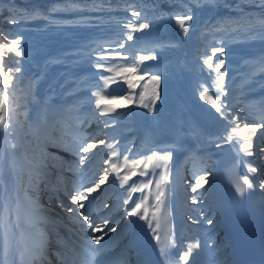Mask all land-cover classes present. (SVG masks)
<instances>
[{
    "label": "snow or ice",
    "instance_id": "snow-or-ice-1",
    "mask_svg": "<svg viewBox=\"0 0 264 264\" xmlns=\"http://www.w3.org/2000/svg\"><path fill=\"white\" fill-rule=\"evenodd\" d=\"M242 2H247V0H237L236 10L240 12L238 17L223 18L214 29L215 32L222 34L218 42L219 46L213 44L210 54L207 48L202 53L203 66H207L210 73L215 72L217 75L212 85L216 90V98L214 99L213 95H209L207 87H203L200 99L210 104L215 109V112L219 114V117L227 121L224 135L216 137V140H222L229 144H233L235 141V144L239 145V152L251 156L253 155V137L256 136L258 128L264 127V100L255 105L259 111L260 123L255 125L243 123L241 125V122L234 114H229V108H234L235 103H226L222 99L228 96V92L225 90L227 87L225 84L226 70L222 71L225 65V60L222 57L225 55L227 43L230 41L251 43L257 40L264 42V12H261L258 16H254L252 13H245L241 6ZM254 2L256 6L264 9V0H254ZM189 4L194 7L220 6L219 0H188V3H185L183 6L184 10L173 16L185 37L190 30L189 22L193 20L194 16L193 8L189 7ZM225 6L229 5L225 4ZM97 11H105L98 0H92L91 4L85 2L84 6H81L80 0H58L57 5L50 9L49 15L59 12L83 14L85 12ZM131 16L135 17V20H129L124 23L123 28L125 31L121 34L122 38L105 41L109 45L110 51L105 50L103 44L97 45L101 50V54L97 58L96 68L113 73L112 76H101L103 87L99 91L92 93L96 97L95 106L96 109L100 110L99 115L94 111H82L83 102L79 99H74L70 103L67 101L68 96L74 97L77 95L84 84L83 81H79L75 88L61 94L62 98L59 103H54L52 96L43 100L38 99L35 95V89L40 80L43 79V75L35 76L28 82L24 92V110L18 111L21 105L16 89L20 83L22 67L20 61H17L15 68H6L5 58L8 54H14L15 57H22L24 55L21 48V38L17 36L8 40V35L10 34L0 32V41H2L0 42V245L3 248V253L0 255V264H9V253L12 251L14 245H18V258H13L11 264H50V261L46 259V238L44 237V233L39 229V224L49 223V219L42 215L38 216V218L26 219L25 223L35 229L41 239H29L26 237L24 230L20 228V199L17 195L15 203H13V197L9 193L4 179L6 174H10L17 184H19V181L23 179L25 174L27 175L28 183L25 188L24 198L30 201L34 213H41L42 206L39 204V193L46 191L49 193V200L53 196H56L59 206L69 214V219L73 224L85 227L86 222V228L91 230V240L95 242V245H100L98 248L84 247L83 245H76L74 241L69 244L67 240H64L58 233H55L57 243L61 246L55 252L58 264H131V248L122 250L117 257L104 259L106 251L104 245H101V241L109 233L116 232V227L110 226L108 217L99 215L101 211L108 209L109 205L105 202L102 208L94 210L91 206L90 197L92 193L96 192L101 188V185H104L108 181L109 176H114V180H119L121 188H125V185H128L125 189L127 197L123 199V205H129V202L132 201L133 193H144L145 189H149L148 195H142L139 198L140 202L133 201L134 207H131L130 211H126V215L129 217L135 216L140 220L146 221L149 228L153 231L156 242L160 244L161 256L170 264L169 249L176 246L175 240L171 235L162 240L160 230L161 221L164 219L163 208L168 188V162L172 157V150L182 146L180 129H176L172 142L162 149L165 153L164 155H159L158 153L161 149H157L147 156L146 161L129 160L128 155H124L121 161L120 152L114 148V145L106 143L105 140H100L98 142L99 145H104L108 149L105 162L109 164V168L93 170L92 168L83 167L90 165L91 161L95 159L97 153L94 150L98 149V143L95 142V136H89L84 132L82 126H86L95 120L98 126L99 124H103L104 128H108L110 127L109 120H101L100 117L110 116L111 113H116L118 107L123 106L122 104L109 106L106 103L109 100V96L105 94L104 90L109 87L110 83L115 82L116 77L122 76L124 73H133L144 61L156 59L155 55H140L138 59H133L132 66L113 62L115 57L111 53L114 52L115 56H120V53L116 49L125 48V41H132L134 33L144 32L152 24L164 19V15L162 14L153 21L142 20V13L136 10L131 12ZM41 17L44 19L48 18L39 9H32L31 11L23 10V14L19 18L16 15H11L7 22L18 24L28 19ZM79 22L87 23L88 21L82 19ZM113 44L116 45V48H111ZM150 50L155 51V49ZM106 52L108 54H105ZM217 53H219V56ZM120 58L125 59L122 56ZM214 58L217 61L215 64L213 63ZM57 62L60 61L55 59L48 61V63ZM244 64L249 71L242 78L241 93H244L252 83H259V86L264 87V81H258V77L264 76V53L245 58ZM124 78L129 89L136 87L132 80H128L126 76ZM150 80L155 82V87L153 88L149 103H143L145 99L143 92L140 93V101L142 107L148 108L151 111L152 105L159 99V91L157 89L159 87L160 75H151ZM117 98L116 96L111 97L112 100H116ZM119 99L122 100L124 98L121 96ZM128 99L131 100V96ZM238 102L239 100L236 101V103ZM28 104L36 105L39 108L34 119L30 117ZM250 106L253 105H246V107ZM20 116H23V119H20ZM209 143H215V141H209ZM25 144H35V148L31 153L21 151ZM49 147L61 148L72 153L77 157L76 163L72 164L64 161L62 157L50 153L48 151ZM216 147H220V144L216 143ZM128 151L131 152V149ZM200 151V148L190 150L194 165L203 160L201 156L197 155ZM261 153L264 154V149H261ZM141 165H143L142 168ZM137 168L140 169L139 175L142 177L159 176V179L155 181V193L151 191L153 183L151 178L139 185L136 182L129 185L128 182L131 178L137 175ZM124 169H128V171L122 176L121 171ZM149 169L151 170L150 172ZM157 169H163V171L157 173ZM248 170L251 173H256L257 171L255 167L251 166H249ZM54 171L57 177L55 184L51 181ZM65 171L73 173L77 178L73 182L71 191L68 190L67 179L63 175ZM98 171L103 172V174L97 179ZM194 179L195 183L191 185V191L196 194L197 190L203 187L205 177L199 175L194 176ZM233 182L236 191L241 196H244L247 189L253 188V183L247 176H239ZM42 183L43 189H41ZM259 187L264 189V183L259 184ZM29 190L35 193V196H30L28 194ZM61 192L71 200L74 207L65 205L62 200H59ZM150 196L154 197V203L149 204ZM191 200L193 204H196L198 196L193 195ZM86 201L88 202L87 205ZM188 219L192 220L193 223L197 222L191 216ZM153 222L155 224L154 227ZM206 222L209 225L213 224L212 219H207ZM51 223L56 224L57 221L53 220ZM96 233H99V235ZM199 247V241L189 243L186 251L179 256L176 264H181V262L189 264L190 255ZM205 247H207V243H205Z\"/></svg>",
    "mask_w": 264,
    "mask_h": 264
},
{
    "label": "rangeland",
    "instance_id": "rangeland-1",
    "mask_svg": "<svg viewBox=\"0 0 264 264\" xmlns=\"http://www.w3.org/2000/svg\"><path fill=\"white\" fill-rule=\"evenodd\" d=\"M32 21L33 20H31V22ZM57 21H60V20H57ZM61 21H62V24H56L53 27L46 26L45 34H48V39L47 38L46 39L49 40L48 43H46L47 45H43V44L39 45V43H34L32 45L33 54H35L36 56L37 54L39 55L40 53V50H37V49H41L42 51L49 53L46 56L47 69L45 71H37L36 76L43 75V79H41L38 86H36L35 95L40 100H43L49 96H52L53 102L59 103L62 98L61 94L66 93L68 90L75 88L76 84L79 81H83L84 84L81 86L77 95L74 97L68 96L67 101L70 103L74 99L81 100L83 102L82 111H86L88 104L91 102L90 101L91 94L95 91H99L102 85L103 80L101 79V76H112L113 75V73H109L103 69L96 68L95 65L97 63V58L101 54V50L97 47V45L103 44L104 49L110 51L109 45L105 43V41L120 39L122 38V36L120 32H117V30L115 29L101 27L96 32L97 33L96 37H91V38L80 41L83 38L80 35L78 37L79 38L78 41L80 42L76 44V42L74 43V38L76 34H78L77 32H82L85 30V24L80 23L79 21L81 20H78V22L75 24L73 20H65V21L61 20ZM112 24L114 23L112 22L108 23L107 26H111V27L114 26ZM29 25H33V22L29 23ZM51 40H55L65 45L64 46L65 52H64L63 57H60L56 54V52H53L54 44L51 43ZM215 41H216V45L219 46V43H218L219 40H215ZM166 43H167L166 45H168L170 41ZM111 48H116V45L115 44L111 45ZM116 51L120 53V56H115L114 52L111 53L115 57V59L113 60L114 63L124 64L125 66H132V63L129 62V60L125 56L130 51H132V49L129 50V48L125 47L123 49H116ZM132 53H134V55H138V57L140 55H145L141 51L139 52L137 50L133 51ZM261 53H264V42H261L259 40L255 42H251V43L230 41L225 46V55L222 57L225 60V65L222 71L226 70L225 84L227 87L225 90L228 92V96L222 99H224L226 103H235V107L230 108V113H231L230 115L234 114L237 119L239 118L238 120L241 122V125H243V123H249L253 125L260 123V119L254 118L251 114V109L249 107H246V105H250V102L249 103L246 102V95L244 94L247 90H249L256 83L250 84L248 86L249 88H247L244 93H241V85H242V78L244 77L245 73L249 71V69L244 64L245 58H248L254 55H259ZM105 54H108V53L106 52ZM121 56L125 57V59H121L120 58ZM50 59H55L60 62L48 63ZM153 61L154 60L144 61L142 66L136 68L135 72L124 73L122 76L116 77L115 82L111 83L110 91H114L113 92L114 94L112 96H116L118 98L123 96V98L125 99H128V97L131 96V100H128L127 102L121 99H118L114 102H107V104H113V105L122 104L123 105L122 107H119V108L124 109V117L126 118V122L122 126V130L120 132H124V130L129 125L128 118L130 117V114H132V110L134 111L133 105L135 104V99H136V95H137L139 88L143 87L144 89H146L147 92L151 91V89L153 91V88L155 87V82L150 80V76L155 75V74H159L160 76H165L164 82L166 86L164 89L166 91L164 89L163 91H165V93H168L169 95L168 99L170 100V103L174 106L176 100L178 101V103L182 102L181 104L179 103L180 106L177 108V111L173 115L174 121L178 125L181 123L179 112L183 113L187 109L191 111L194 115L197 116L196 113H198L199 115V112H197L199 111L197 104L195 105L192 104V103H196L194 99H191L194 97L190 94L188 90H186V86H189L191 91L197 92V90L201 91L202 88L205 87V84L208 83L210 79L214 81V79L207 73V71H205L207 69V66H203V64H198L194 62L193 56H191L190 54H187V52H184L182 56L180 55V56L170 57V59L164 62H157L154 64ZM185 75H189L188 80L186 79ZM48 76H50V78L52 79V82H49V83L47 82ZM125 76L127 77L128 80H132L135 83L136 87L129 89L128 84L126 83L125 78H124ZM141 77L142 79H140ZM206 79L207 81H205ZM257 88H260V89L257 90L256 93L260 92L264 95V87H261L258 85ZM163 95L164 94L162 93V90H161L159 99L157 101V108L161 113H162L161 110L163 109V113L165 114L164 116H166L169 106H168V102L166 101ZM108 96H109V99H111V95H108ZM173 96L175 99H173ZM260 99L264 100V96H260ZM237 100H239L238 103H236ZM159 105L161 106L159 107ZM28 108L30 109V117L34 119L36 112L39 110L38 106L33 105V104H28ZM96 114L99 115V113H96ZM19 118L23 119V116H20ZM100 119L105 120L101 117ZM91 126H95V128L98 129L100 124L98 126L97 122L93 120L90 124L86 125V130H88L89 127ZM82 128L84 129V127ZM100 132L104 134V132L102 131ZM101 133L99 134L101 135ZM258 133L259 134L257 136L259 137L255 136V139H264V127L258 128ZM97 137L98 136H95V142L97 143L100 140H104L105 138L104 135L102 139H97ZM131 141L132 139L128 142L127 147L134 145V143H132ZM142 145L144 144L142 143ZM103 146L104 145H99L98 143V149H96V151L94 150V152L98 153L99 152L98 150L100 148H103ZM253 147L256 149L258 147V142L254 141ZM34 148H35V144H25L24 148L21 151H27L31 153V151ZM259 148L260 150H258V152L256 151V155H257V158L259 159L258 161L263 166L260 170V174H261V181L262 183H264V154L261 153V149H264V145H259ZM52 150H53L52 147L48 148V151L50 153L53 152ZM62 154L63 152H60V154H54V155H59V157H62L63 160H65V157L62 156ZM70 155L72 156L73 159L77 158L72 153H70ZM105 159H106V156L100 160V163L102 165H105L106 163ZM83 167H86V166H83ZM205 167H207V165H205ZM104 169H107V166H105ZM204 171L205 173H203ZM204 171H201L196 176H199L201 173H203L201 174L203 176H205L206 174L208 175L207 170L205 169ZM191 174L192 173L189 174L190 175L189 176L190 179H188L189 184L186 181L188 193H189V197L185 205L186 212H187V220H190L188 219V217L191 216L197 221V223L206 224L207 219H212L214 222L216 217L213 216L210 212H205V210H203L202 207L200 206L201 205L200 197H198V201L196 204L192 203V200H191L192 196L193 195L198 196L199 194H198V190L196 194L192 193L191 191V185L195 183V181H193L195 180L194 177L193 179H191ZM99 176L100 174L97 175V178ZM27 183H28V177L26 174L23 176V179L19 181V184L16 183L17 189L21 191L22 194L25 193V188L27 187ZM41 189H43V183L41 184ZM28 194L30 196H35V193H33L31 190H29ZM94 194L95 192L92 193V195ZM55 198L56 196H53V198L49 200V193L46 191H41L39 193V201L52 205V207L56 210V211H48V210L45 211L44 210L45 212H42L40 215L43 214L42 216H45L44 215L45 213L46 215H49L52 212L53 215L60 214V216H62L60 217L61 219H63V217L67 215L64 209L59 206V203H56V204L53 203V199ZM59 198H61V194H59ZM56 201H58L57 198H56ZM85 203L87 204V201ZM31 210H33V208H31ZM102 212L103 211H101L100 213ZM47 218L49 219V217ZM65 221L67 223L71 222L70 219L68 218H66ZM110 226L112 225L110 224ZM113 226L116 227V232L120 228V225L119 226L113 225ZM50 227L51 228L56 227L57 228L56 232L53 233L52 231H50ZM39 229L40 231L44 233V237H46L50 241L49 244H52L55 246L61 247L60 244L57 243V238H56L55 233H58L60 237H63L64 240H67L68 242L70 239L77 240L76 238H74L73 235H67L63 231L62 228L58 227L56 224L51 223V221H49V223H40ZM76 231H78L81 234L84 231L82 235L91 237V230L86 228V223H85V227H80V229ZM114 233L115 232L109 233V235L105 237L104 240L101 241L102 243L101 245L105 244L103 242L105 240H108ZM191 234H193L192 230L190 232V235ZM47 235H50V238H48ZM206 238L208 239L209 243L212 242L210 241V237L208 235H206ZM112 245H113L112 250H115L119 246V243L112 244ZM220 250L221 249H219V251ZM54 256L55 254L51 257H54ZM46 259L48 261V258ZM55 264H57V261H55Z\"/></svg>",
    "mask_w": 264,
    "mask_h": 264
},
{
    "label": "bare ground",
    "instance_id": "bare-ground-1",
    "mask_svg": "<svg viewBox=\"0 0 264 264\" xmlns=\"http://www.w3.org/2000/svg\"><path fill=\"white\" fill-rule=\"evenodd\" d=\"M208 72H209V70H208ZM205 81H207V79ZM213 83H214V81L212 79H210L208 83H206V84L204 83V84H205V87H207L209 90V95H213V98L215 99L216 98V96H215L216 90L212 86ZM165 86H166V84L164 82L163 77H160L159 87H158L157 91H159V95H160V92L162 90V93L165 95V98L168 99V93H165L166 90L164 89ZM163 89L165 91H163ZM186 90H188L190 92V94L194 97L191 99H194V101L196 103H192V104L193 105L197 104L199 111H197L196 109L195 110L197 112H199V115H198V113H196L197 114V116H196L191 111L186 109L183 113H180L181 123L178 125L174 121L173 115L177 111V108L179 107L180 102L178 103V101L176 100L175 105L173 106L172 104H170V102L168 100L169 109L167 110L166 116H164L165 114L163 113V109L161 110L162 111V113H161L157 108L158 99L152 105L151 111L148 108L141 106L140 93L143 92L145 95V99H144L143 103H149V100L151 98L153 91L151 89V91L147 92L146 89H144L143 87L139 88L137 95H136L135 104L133 105V108H134L133 114H134V118L139 119L143 123L145 129L149 132L150 138H151V142L149 144H153V147L150 148V147H147L146 145H143V146L139 145V148L137 151L139 153L138 157L133 156L131 154L128 155V150H124L123 153L121 154L122 156L128 155L129 160L137 159V160H144V161H146L147 156L151 155L152 152L157 150V149H161V151L158 153L159 155H164L165 153L162 149L166 148L172 142V140L174 139V134L176 132V129L179 128L180 129V137L182 140V146L172 150V157L168 162V164H169L168 187L172 190L173 197H175L178 200V202H179L178 210L182 214L184 213V206L187 203L186 201H187V197H188V188H187L186 182L183 183L181 180H179L176 177V173H175L176 171L175 170H177L178 167L182 166L185 163L186 158L184 157V152L185 151L187 152L191 148V144H198L197 148H199L200 146H203L210 153V155H212V158H213L212 163L206 167L208 175L218 173V169H219L220 170L219 171V178L222 179L221 166L218 167V169H217V168H214L213 165L217 164L218 163L217 161H220L221 157L226 152H229L231 155H235V158L237 157V159H238V166L240 167L241 170L245 171V169L242 168V165L240 163V161H241L240 157L242 156V154L239 153V151L238 152L236 151V149H239V145L235 144V141L233 142V144H229V143H226L222 140H216V137L224 135L225 125L227 124V121L220 118L219 114L215 112V109L212 108V106L210 104H208L205 100L200 99V94H201L202 90L201 91L197 90V92L191 91L189 86H186ZM160 106L161 105H159V107ZM229 114H231L230 108H229ZM103 117L105 120H109L110 126L112 127V130L109 134L112 135L110 139H111V142H113L115 139L122 136V134L116 135V133L122 128V126L126 122V118L124 117V109H121L118 107L116 110V113H111L110 116H103ZM184 119H185V122L183 123L182 120H184ZM101 125H103V124H101ZM85 133L87 135H89V134L96 135L97 134V132L95 130H91V131L88 130V132H85ZM257 134H259L258 130H257L256 135ZM209 141H215V143H209ZM253 141H256L255 137H253ZM216 143H219L220 147H216ZM155 145L158 147H156ZM120 149H121V147L117 146L116 150L119 151ZM258 150H260V148H258L256 151L258 152ZM101 151L102 152L99 153V155H97V157H95V159L93 160L94 162L89 165L90 167H92V166H94L95 168L98 167V160L101 157H104V155H105V153H104L105 149L102 148ZM177 161H179L180 163L178 166L174 167ZM142 167H143V165H141V168ZM101 168L104 169V167H101ZM201 168H203V167H201ZM123 171H128V169H124ZM139 171H140V169L137 168L136 172L138 174L137 178L139 179V184L142 182H146L149 178H151L153 180V183L151 185V191L153 193H155V191H156L155 181L157 179H159V176L156 175V176H144V177H142L139 175ZM150 171L151 170L149 169V172ZM156 171H157V173H160L163 171V169H157ZM98 173H102V172L98 171ZM4 179H5V182L7 184L8 191L13 197V203H15V198L17 195L19 196V199H20V203H21L20 228L24 230L27 238L37 239V240L41 239V237L38 234H36V230L29 227V225L25 223L26 219L37 218L40 215V213L36 214L33 212V210H31L32 205H31L30 201L26 200L24 198L25 195L22 194V192L17 189L16 182L13 180V178L10 174H6ZM204 186L205 185H203V187ZM101 187H103V185H101ZM179 192H180V194L178 195ZM198 194H199L198 197H200V198L202 197L203 200L207 199V197L204 195V191H201ZM261 194L264 197V189H262ZM145 195H148V193L147 194L145 193ZM102 196L103 195H101L100 198H102ZM149 198L151 199L152 202L154 201V197L150 196ZM104 202L111 204L112 199L109 196L105 200H103V198H102V200L99 201L98 203L102 204ZM39 204L42 206V212H45L46 210L56 211L52 207V205H50V204L44 203L42 201H39ZM201 204L203 207H205V205H204L205 203L203 201H201ZM102 205H100V206H102ZM118 207H119V205L116 206V208H118ZM92 208L95 210L97 207L94 204L92 206ZM51 214H52V212H51ZM51 214H50V216H51ZM44 215H46V213ZM99 215L105 216V217H108L109 219H111V217H109V215H105V214H99ZM55 216L57 218L51 217L50 219L52 221L53 220L57 221V224L59 223L61 225V227H63L62 229L65 233L74 235L75 236L74 238H77L78 241L80 242V244L82 243L88 247H96V248L100 247V245H92V244H88L86 242L87 238L90 240L91 237H85V240H83L80 237L82 234H80L78 231H76V230H78V227L76 224L67 223V222L63 221L62 219L59 218V216L57 214H55ZM60 221H62V223H60ZM113 222H114L113 223L114 225H117V222H115V221H113ZM189 224L192 227H199L201 225V224H197V223H193V222H189ZM215 227H216V223L215 224L213 223L212 225H209L205 229L209 230L213 233V232H216L214 230ZM78 233H79V235H77ZM96 234H99V233H96ZM17 235H19V233H17ZM115 235H116L115 237H117L119 239L123 234L122 233H119V234L116 233ZM203 239H204V237H203ZM197 240H200V238H197ZM204 242H206V241H204ZM49 243H50V241L46 238L45 239L46 253H47V255L52 256V254L54 253V251L56 249H55V247H48L47 245ZM103 245L105 247L106 256H107L111 252L113 245L111 243H105ZM220 246H221L220 239L216 238V239H214V241L211 242L210 245H207V248H205V249L207 252H215L216 249L221 248ZM17 248H18V245H14L12 251L9 253V264H11V261L13 260V258H18ZM2 253H3V248H2V245H0V255H2ZM218 253L219 252H216V254H218ZM220 261H221V259H219V262Z\"/></svg>",
    "mask_w": 264,
    "mask_h": 264
},
{
    "label": "trees",
    "instance_id": "trees-1",
    "mask_svg": "<svg viewBox=\"0 0 264 264\" xmlns=\"http://www.w3.org/2000/svg\"><path fill=\"white\" fill-rule=\"evenodd\" d=\"M58 0H0V32L9 33L8 40L14 37L21 38V48L24 52L22 57H15L14 54H8L5 58V66L16 67V62L20 61L22 67L21 79L19 86L17 87V96L24 97V92L27 88L28 82L36 76V71L45 70L46 64L40 60L44 58L43 55L34 56L29 53L26 45L33 44L39 41L43 44L46 43L43 33H45L44 25L58 24L65 18L72 19L77 22L79 19H86L88 25L92 23L102 24L103 27H108L103 24L106 23L108 16L112 17V22H115L117 28H121L123 31L124 23L129 20H135V17L131 16L133 10L140 11L142 13V20L153 21L156 18L164 15L163 21H158L150 26L148 30L144 32H138L133 34L132 41H125L128 46H134L136 38L142 39L143 37L150 35L153 39L152 42H148L145 47H160V38H172L174 46H169L167 53H181L182 50H186L197 60L203 62L202 53L207 48L208 53L211 52V46L213 45V33L214 29L220 24L223 18L238 17L240 12L236 10L237 0H219V7H194L189 4V7L193 8L194 16L190 21V30L185 37L179 26L176 24L173 16L174 14L184 10L183 6L188 3V0H98L102 4L105 11L97 12H85L83 14H71V13H50V9L57 5ZM81 6L85 5V2L91 4L92 0H80ZM225 4L229 6H225ZM241 6L245 13H252L254 16H258L264 9L256 6L254 0H247L242 2ZM32 9H39L41 13L48 16L47 19L36 18L34 25H29L28 20L22 21L18 24L8 23V18L11 15H16L17 18L23 14V10L31 11ZM97 13H100L97 15ZM60 20V21H57ZM98 27L101 26H87L85 35H92ZM219 33V32H218ZM221 34V33H219ZM222 35V34H221ZM2 42V41H0ZM30 48V47H29ZM55 49H59L62 53V46L60 44L54 45ZM216 59H213V63ZM21 107L23 104H21ZM18 109V111L21 109Z\"/></svg>",
    "mask_w": 264,
    "mask_h": 264
}]
</instances>
